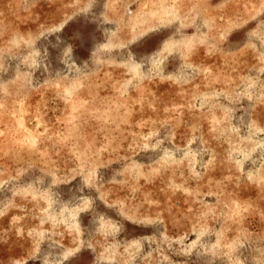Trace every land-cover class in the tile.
Instances as JSON below:
<instances>
[{
  "label": "rangeland",
  "instance_id": "obj_1",
  "mask_svg": "<svg viewBox=\"0 0 264 264\" xmlns=\"http://www.w3.org/2000/svg\"><path fill=\"white\" fill-rule=\"evenodd\" d=\"M0 264H264V0H0Z\"/></svg>",
  "mask_w": 264,
  "mask_h": 264
}]
</instances>
